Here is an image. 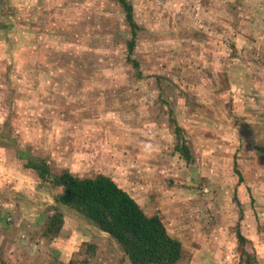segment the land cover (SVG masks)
I'll return each mask as SVG.
<instances>
[{
  "label": "rangeland",
  "instance_id": "1",
  "mask_svg": "<svg viewBox=\"0 0 264 264\" xmlns=\"http://www.w3.org/2000/svg\"><path fill=\"white\" fill-rule=\"evenodd\" d=\"M127 1L138 25L131 55L136 65L127 61L131 30L124 9L115 0H49L47 6L53 4L55 10L35 0L42 7L34 5L33 12H22L20 18L27 17L28 25L20 23L12 33L5 26L12 8L0 4V25L4 27L0 48L6 49L0 63L4 67L8 62V68L13 65L11 80L20 74L18 67L31 66L24 87L28 91H14V99L5 105V117L0 119V165L11 155L19 170L14 168L9 173L1 167L0 172L12 181L17 198L32 201L27 203L32 208L41 204L48 217L55 212V195L60 188L30 169H22L21 163L43 159L51 174L68 168L79 176L107 175L138 202L145 214L160 217L168 233L181 243L180 261L194 257L193 252L200 247L204 256L223 262L233 259L245 263L249 255L254 259L252 247H257L260 238L246 239L240 245L236 229L245 216L253 220L254 214L257 217L264 212L257 209L264 210V202L260 204L256 192H250L247 179L240 182L247 187L245 197L240 195L239 185L230 188L224 182L226 173L234 171V164L239 172L251 174V166L264 159L249 147L252 140H244L251 137L245 133L252 127L244 125L235 112L254 99L236 96L230 87L235 81L233 69L239 77L246 67L255 78L264 75V0ZM15 49L19 55L12 61L9 54ZM20 86L23 88V83ZM7 94L0 91V100H6ZM258 107L247 105L252 109H248L249 115H255ZM205 108L213 110L209 115L212 122L207 121ZM221 116L231 122L223 120L235 134V156L216 146L215 153L224 161L199 163L205 144L199 143L198 134L211 136L199 123L203 120L218 132L222 129ZM260 116L257 122L264 123V113ZM170 117L182 129L179 139ZM188 124L189 131L184 129ZM177 143L189 147L191 162L175 150ZM194 169L209 179L197 189L200 201L188 205L184 204L190 194L187 190L199 186L190 178ZM215 174L218 185L211 182ZM153 180L162 181V186ZM204 187L212 191L207 200L199 193ZM225 196L243 209L241 219L234 207L231 211L226 204L224 207ZM239 197L252 202L240 204ZM216 198L222 200L216 202ZM211 207L226 210L231 221L220 217V212L213 214ZM0 214V229L18 225L12 213ZM262 217L258 218L260 229L264 226ZM220 231L232 238L233 249L225 253L220 244L222 251L212 256L207 251L212 249L208 235L216 239ZM3 245L0 240V264L4 261ZM256 256L258 264H264Z\"/></svg>",
  "mask_w": 264,
  "mask_h": 264
},
{
  "label": "crops",
  "instance_id": "2",
  "mask_svg": "<svg viewBox=\"0 0 264 264\" xmlns=\"http://www.w3.org/2000/svg\"><path fill=\"white\" fill-rule=\"evenodd\" d=\"M40 3H43L44 7H49V10H55L54 6L48 5L47 2L49 0H37ZM52 1V0H51ZM37 2V3H38ZM35 3V0H0V4H4L5 6H10L11 14L8 13L6 20L8 21L7 28L10 29L8 33H12L14 28L21 27L20 23L23 24V26H27L28 24V18H20L24 13L22 12H29L34 10L35 6L37 5ZM38 6V5H37ZM42 6H38V9ZM59 9V7L57 8ZM1 18V17H0ZM1 20V19H0ZM22 20V21H20ZM32 22V21H30ZM29 22V23H30ZM27 24V25H26ZM27 28V27H26ZM0 31L4 29L2 25H0ZM2 37H0V43ZM24 39V38H23ZM21 44V43H17ZM55 46V44H54ZM25 46L23 45L21 49H23ZM55 48V47H54ZM6 50L4 47L0 48V55L3 56L5 54L3 51ZM15 49L11 55V60L15 61L17 60V56L19 55V52H17ZM7 54V53H6ZM8 62L2 67V64L0 63V69H3V74L0 75V84H7V87H1L2 90L0 91L2 93H9L6 95V100H0V119L5 117L4 109L5 105H8L10 101L14 99V89L17 93H24L28 90L24 87H27L26 84V77L30 74V67L27 66L25 69H21L20 67L17 68V71L20 73L17 77H21L23 79V82L18 78L17 84L11 86V78L10 74H12L13 65L8 68ZM242 77H239V74H234V69L232 70V79L235 80L234 83H230V87L233 88L234 93L236 96L243 95V96H249L247 97V100L250 98H253L254 100L250 103H247L246 105L241 104V108L239 109L237 107V110L235 109L236 114L238 115V118L240 120H243L245 118L246 114L249 113L247 108V105H257L262 106L264 104V75H258L257 78L254 77V74L251 73V70L248 69V67L243 68L242 70ZM264 72V71H263ZM5 74H8L9 78L5 76ZM252 74V75H251ZM20 81V82H19ZM23 83V88L20 86ZM28 82V81H27ZM11 86V87H10ZM209 88V87H208ZM260 98V99H257ZM213 112L209 111L205 108L204 113L207 121L210 120L212 122L211 115ZM223 112V111H222ZM250 112H252V109H250ZM224 113V112H223ZM255 113H259L258 111H254ZM185 115V113H184ZM225 115V114H224ZM223 119H222V118ZM219 123L220 126H222L221 131L215 132L212 128H208L210 124H203V120L199 123L200 129H205L206 131L211 133V136H199V143L205 144L204 152L202 155V158L199 160V163L203 160L205 162L208 161H215V159L224 161L220 158V156L215 153L216 146L220 147L224 152H230L232 156H235V151L237 149V146L235 145L233 138L235 136L234 133H232L228 126L224 124L223 120H227L226 116H221ZM185 118V122H189L188 118ZM232 118V117H231ZM264 120V118L262 119ZM191 121V118H190ZM228 121V120H227ZM230 122V121H228ZM231 123V122H230ZM244 125L245 122L242 121ZM263 124L261 123L260 126L256 129L252 127L249 131L245 133L251 134L250 138L247 137L244 138V140H252L251 145L249 147L256 153L257 157L262 158L264 156V130H263ZM189 125V124H188ZM184 129L189 131L190 125L188 129L184 126ZM202 133V132H201ZM230 139V142H229ZM255 156V157H256ZM254 157V158H255ZM264 158V157H263ZM242 159H246V157L242 156ZM257 160V158L255 159ZM191 162V161H186ZM259 164L252 165L251 174L248 173V171H244L243 173L239 172L238 174L234 173L232 170V174L228 171L226 173V179L225 184L228 185L230 188L235 187L239 185L240 188V195L245 197L247 195V187L243 183L242 178L244 180H248L250 192L254 193L256 192L258 196V201L261 204L264 202V159L263 161H258ZM198 163V164H199ZM234 163H237L235 161ZM20 166V165H19ZM241 166H244V161L242 162ZM1 167H5V171H12V169L19 170L15 164V159L13 161V158L10 155V159L7 158L6 164L0 165ZM190 171V169H188ZM74 171V169H73ZM72 172V171H71ZM192 173V174H191ZM191 176L193 181H198L199 186L192 187L189 182H187V185L195 188L194 191H189V196L187 199V202H184V204H188L189 202L192 204L191 201L198 200L200 201V198L197 197V189L201 186L205 181V177L203 175H199L196 169L191 171ZM189 178V179H190ZM219 177L217 174L211 177V182L218 185ZM158 186L162 185V181L156 182ZM28 184V183H27ZM25 187L22 188L24 190ZM254 190V191H252ZM12 189V181L9 180L8 177H6V173L0 172V213L2 211H8L13 214L14 218H17L18 225L13 226V228H3L0 229V240L3 242L4 250L1 253L3 264H9L10 260L12 261V264H129L126 259V254L120 249V247L117 245L115 240L105 231H101L98 229L92 221L89 219H86L84 217H81L79 214L70 211L66 207L61 206V212H62V226L57 234L51 239V241H46L44 236V229L46 222L48 220V215L45 213V208L42 207L41 204H38L34 206L33 208L30 207L27 203L32 204V201H25L22 199L17 198L13 192ZM57 191V190H56ZM55 191V193H56ZM235 191V189H234ZM246 193V194H245ZM199 195V194H198ZM153 197V195H152ZM194 197V199H193ZM228 200L223 202L224 207L225 204L227 205V208L229 211H231V207H234V213H243L241 212L243 209H240L239 207H236L233 205L232 198L225 196ZM250 197H248L249 199ZM155 199V198H150ZM244 198L239 197L240 204H248L250 205L252 201L247 202L243 201ZM222 200V198H216V202H219ZM25 201V202H24ZM235 203V202H234ZM257 204V202H254ZM56 206V203H55ZM193 206V205H192ZM225 208V209H227ZM218 208L211 207V211L213 214H220V217L226 218L228 221H231V217H228V213L226 210H218ZM258 210H263L262 208H257ZM264 211V210H263ZM1 216V214H0ZM240 216V215H239ZM264 216V212H260V214L256 217L254 214L255 219L248 220L247 216L246 220L240 221L241 227H238L237 230H242L243 237L245 240L249 241L251 238H256L257 236L260 238L259 243H257V247H252L253 257L254 259H249L250 255L246 258L245 263H240L239 260H233L232 261H226L223 262L221 260L217 259H211L209 257H206L202 254V251L204 252L202 247L196 248L197 252L194 253V257H182L183 261H178L176 264H181L180 262H183L182 264H258V259L256 256V253L259 257L263 259L264 263V226L260 229L259 226L260 222H258V218ZM241 219V216L239 217ZM262 222L264 221V217H262ZM264 223V222H263ZM25 239V240H24ZM208 239L212 241V249H208V253L212 256H215L218 253V251H222L220 244L223 246V249L225 253L231 252L233 249V243L232 238L227 235V233L219 232L217 238L215 239L213 235H208ZM9 241H12L11 244ZM230 244V250L227 249L228 245ZM210 247V246H209ZM10 249V251H9ZM256 250V252H255ZM261 252V253H259ZM191 253V252H189ZM10 263V264H11Z\"/></svg>",
  "mask_w": 264,
  "mask_h": 264
},
{
  "label": "trees",
  "instance_id": "3",
  "mask_svg": "<svg viewBox=\"0 0 264 264\" xmlns=\"http://www.w3.org/2000/svg\"><path fill=\"white\" fill-rule=\"evenodd\" d=\"M115 1L124 9L131 30V36L126 44L127 61H132L136 65L137 63L131 59V55L136 42L138 25L133 20L132 5L127 0ZM1 59L3 60L0 55V62ZM18 78L21 79L20 76L13 77L11 86L13 84L18 86ZM18 99L16 98V100ZM253 106L258 107L257 105ZM261 113H264V104L260 106L259 113H255L253 116L248 113L247 119L243 118L242 121L256 129L261 124L257 122L261 119ZM170 118L174 126V133L179 139L182 129L177 125L176 120ZM175 150L185 160L192 161L193 157L187 145L177 143ZM20 167L24 170L30 169L40 178L48 180L49 183L60 188V191L55 195L57 207L46 222L44 237L51 239L52 236H57L63 221L59 206H63L75 211L81 217L89 219L101 231L107 232L126 254L129 264H176L181 258L180 241L168 233L160 217L155 214H145L136 200L111 177L101 173L92 176H79L71 173L69 169L51 174L43 159L40 161L29 159L26 163H21ZM234 172L239 173L235 164ZM170 182L173 181L170 180ZM236 232L239 244L243 245L245 238L239 230Z\"/></svg>",
  "mask_w": 264,
  "mask_h": 264
},
{
  "label": "clouds",
  "instance_id": "4",
  "mask_svg": "<svg viewBox=\"0 0 264 264\" xmlns=\"http://www.w3.org/2000/svg\"><path fill=\"white\" fill-rule=\"evenodd\" d=\"M65 169H68V168H65ZM147 174H148V173H147ZM153 181H154V180H153ZM167 181H170V180H167ZM154 182H155V181H154ZM155 185L158 186L156 182H155ZM161 186H162V185H161ZM166 188H168V187L166 186ZM205 189H207V191H209L210 193H212L211 189H210V188H206V187H204L203 189L199 190V193L205 197V200H207V197H206V196H209L210 194H209V195L205 194V193L203 192ZM149 196H151V195L149 194ZM137 203H138V202H137ZM141 209H142V208H141ZM49 217H50V216H49ZM49 217H48V219H49ZM53 238H54V237H53ZM53 238H52V240H53Z\"/></svg>",
  "mask_w": 264,
  "mask_h": 264
},
{
  "label": "built area",
  "instance_id": "5",
  "mask_svg": "<svg viewBox=\"0 0 264 264\" xmlns=\"http://www.w3.org/2000/svg\"><path fill=\"white\" fill-rule=\"evenodd\" d=\"M203 192H204L205 194H207V195L211 194L209 191H207V189H205ZM206 197L208 198V196H206ZM8 220H10V218H8Z\"/></svg>",
  "mask_w": 264,
  "mask_h": 264
}]
</instances>
